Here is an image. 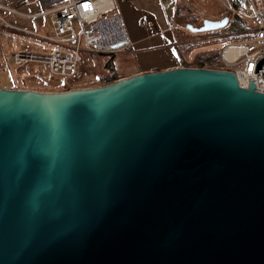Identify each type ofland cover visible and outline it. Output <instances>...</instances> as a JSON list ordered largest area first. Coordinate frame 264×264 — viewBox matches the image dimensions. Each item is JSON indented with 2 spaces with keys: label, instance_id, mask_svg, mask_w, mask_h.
<instances>
[{
  "label": "water",
  "instance_id": "water-1",
  "mask_svg": "<svg viewBox=\"0 0 264 264\" xmlns=\"http://www.w3.org/2000/svg\"><path fill=\"white\" fill-rule=\"evenodd\" d=\"M0 264H264V94L186 67L0 87Z\"/></svg>",
  "mask_w": 264,
  "mask_h": 264
},
{
  "label": "built area",
  "instance_id": "built-area-1",
  "mask_svg": "<svg viewBox=\"0 0 264 264\" xmlns=\"http://www.w3.org/2000/svg\"><path fill=\"white\" fill-rule=\"evenodd\" d=\"M28 1L15 4L12 0H0V35L29 34L39 37L52 49L45 54L2 52L1 59L8 70L27 61L47 65L53 77L73 78L82 63L83 52L116 54L130 44L123 17L117 13L113 0H34L36 9L22 10L20 5ZM222 2L229 13L252 24V35L244 42L226 45L219 52L221 64L216 70L232 72L241 87L249 89L254 84L255 91L264 94V0H245L241 10ZM46 18H49V36L16 22L24 19L40 25ZM147 23L148 17L144 16L142 25L146 27ZM11 89L21 90L15 81Z\"/></svg>",
  "mask_w": 264,
  "mask_h": 264
},
{
  "label": "rangeland",
  "instance_id": "rangeland-1",
  "mask_svg": "<svg viewBox=\"0 0 264 264\" xmlns=\"http://www.w3.org/2000/svg\"><path fill=\"white\" fill-rule=\"evenodd\" d=\"M163 1L167 2L170 0ZM178 5L179 11L173 32L175 33L176 43H178L177 48L189 65L195 66V60L199 55H218L226 45L244 42L251 36L250 30L246 33H230L227 29H222L217 32L197 34L187 29L188 24L199 28L205 20L220 21L226 17H231L227 12H224L227 9L222 0H179ZM174 9V5L167 9L169 18L175 19ZM238 17L247 21L241 16ZM194 22H196V25H193ZM48 25L47 27H49ZM34 26H36V23H34ZM47 27L45 28L47 31H39V34L49 36L50 31ZM19 35L7 33L5 37L0 39L3 49L8 51H4L5 54L14 55L21 52L26 54H45L52 49L51 45L41 41L42 39L39 37H32V35L25 33L23 36ZM185 44L189 48H186ZM1 53L0 59L2 58ZM105 55L83 52L82 63L73 78L53 77L50 74L49 67L41 63L26 61L20 66H11L10 70H8L4 63L2 64L0 61V87H12L14 81L21 90L43 93H60L77 89L104 87L106 79L113 73L107 66V62L111 59H113L115 64V73L118 76L120 75L119 78L130 75L131 60L122 51L117 52L114 56Z\"/></svg>",
  "mask_w": 264,
  "mask_h": 264
},
{
  "label": "crops",
  "instance_id": "crops-1",
  "mask_svg": "<svg viewBox=\"0 0 264 264\" xmlns=\"http://www.w3.org/2000/svg\"><path fill=\"white\" fill-rule=\"evenodd\" d=\"M12 1L15 2V4L21 2V0ZM113 1L117 13L123 17L125 28L130 37V44L126 46L122 52L131 60L132 68L130 69V75L124 76V78L182 67L180 53L176 49L175 33L173 32L176 27L175 22L179 11V0H174L173 2L172 0L167 2L163 0ZM166 4L169 5L168 8H164ZM172 5H174L175 8V19L169 18L167 15V9L171 8ZM36 6L34 0H29L26 4L20 5L24 11L36 9ZM144 16L148 17L146 27L142 25V18ZM16 22L23 26L34 28L35 31L39 33V31H47L45 28L47 24H49V18L40 21V25L36 22V26L24 19H18ZM47 28L50 31V28ZM6 34L7 33L0 35V39L5 37ZM1 48L3 52L6 51L3 49L2 45ZM0 61L3 64L2 59H0ZM11 88L12 87H7L3 89Z\"/></svg>",
  "mask_w": 264,
  "mask_h": 264
},
{
  "label": "trees",
  "instance_id": "trees-1",
  "mask_svg": "<svg viewBox=\"0 0 264 264\" xmlns=\"http://www.w3.org/2000/svg\"><path fill=\"white\" fill-rule=\"evenodd\" d=\"M226 2L233 9L241 10L245 3V0H226ZM224 12H227L228 15L231 16V17H227L229 19V23L224 29H227L228 32L230 33H239V32L246 33L247 31L250 30V33L252 35V32H251L252 24L251 23L244 21L238 16L232 15L226 10H224ZM195 23L196 22H194L193 25H196ZM187 26H189V24ZM177 45L178 43H176V49L180 53V50L177 48ZM186 48H189V46L186 45ZM1 50L2 48L0 45V53H1ZM99 55L106 56L105 54H99ZM109 55L114 56L115 54H109ZM179 55H180V61H181L182 67H186V68H200V69L216 70L219 68L221 64L219 54L218 55L217 54L199 55L195 60L196 61L195 66L189 65L185 61L184 56L181 53ZM112 61L113 59L107 62L108 69H110L113 73H111V76L106 79L105 86L110 85L114 83L115 81H118L124 78V77L119 78L120 75L118 76L117 73H115L116 68H115L114 61L113 62Z\"/></svg>",
  "mask_w": 264,
  "mask_h": 264
}]
</instances>
